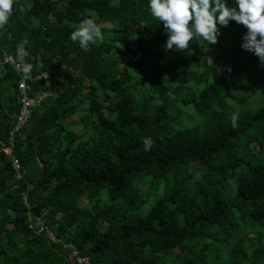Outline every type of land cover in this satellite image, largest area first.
I'll return each mask as SVG.
<instances>
[{"label": "trees", "instance_id": "obj_1", "mask_svg": "<svg viewBox=\"0 0 264 264\" xmlns=\"http://www.w3.org/2000/svg\"><path fill=\"white\" fill-rule=\"evenodd\" d=\"M148 5L14 0L0 29V264H75L66 245L89 264H264V102L234 103L264 83V64L242 49L247 28L235 21L215 45L167 51ZM85 18L104 35L87 52L70 40ZM25 36L31 75L52 82L29 81L50 94L15 131L21 76L5 57L16 59ZM82 110L79 134L71 120Z\"/></svg>", "mask_w": 264, "mask_h": 264}, {"label": "clouds", "instance_id": "obj_2", "mask_svg": "<svg viewBox=\"0 0 264 264\" xmlns=\"http://www.w3.org/2000/svg\"><path fill=\"white\" fill-rule=\"evenodd\" d=\"M14 0H0V29L9 23L13 14ZM235 6L229 7L227 0H149V9L153 17L163 23L168 35L165 49L167 51H187L190 41L197 43L202 39L206 45H215L221 35L220 28L227 27L231 21L247 28L242 37L241 47L245 51L255 54L264 64V0H233ZM21 13L23 6H18ZM73 43L87 52L91 45L103 42L104 35L101 27L92 18H85L70 35ZM29 40L25 36L17 45V67L22 69L25 79L31 78L34 65L28 63L30 56L26 46ZM118 49L122 48L117 43ZM210 49L206 47L205 52ZM45 74V79L47 78ZM232 127H238V116L231 117ZM145 151H150L153 141L150 137L143 139Z\"/></svg>", "mask_w": 264, "mask_h": 264}, {"label": "built area", "instance_id": "obj_3", "mask_svg": "<svg viewBox=\"0 0 264 264\" xmlns=\"http://www.w3.org/2000/svg\"><path fill=\"white\" fill-rule=\"evenodd\" d=\"M5 62L13 65L15 70L21 76L20 82H19L20 96L18 98V103L21 105V109H20V113L17 116V126L15 128V131H18L25 125V123L29 119L32 109L40 107L42 102L45 100V98L49 96L50 94V91H41L37 94H34L32 87H31V83H29V81L33 83V82L40 80V81H44L46 86H50L52 82V76L49 73H42L39 76L34 77L31 75V78L25 79L22 74V69L17 67L18 62L13 56L7 55L5 57ZM45 74H47L48 76L46 79H45ZM31 91L34 95L31 94ZM13 134L14 132L12 133L10 143L13 141ZM2 151L7 156L13 157V151L10 145L8 146L4 145L2 148ZM13 167L17 171V174H18L17 176L21 177V174H20L21 164L17 159H14L13 161ZM24 202L28 205L26 195L24 197ZM29 222L31 223V228L35 229L38 233L47 235V237H49V239L52 242H55V243L59 242L54 232L51 230L49 226H47L43 218L31 217L29 218ZM66 247H69L72 249V259L75 262V264H89V261L86 258L80 257L78 255V251L74 247H72V245H66Z\"/></svg>", "mask_w": 264, "mask_h": 264}, {"label": "rangeland", "instance_id": "obj_4", "mask_svg": "<svg viewBox=\"0 0 264 264\" xmlns=\"http://www.w3.org/2000/svg\"><path fill=\"white\" fill-rule=\"evenodd\" d=\"M241 36H242V32L241 31H239V33H238V36H237V39L235 40V44H240V41H241ZM187 53H185V55H186ZM214 55H212V58H211V61H213V59H214ZM220 63H222V64H224V62H223V60H221L220 61ZM175 83H177V82H175ZM236 97V99H234V103L235 104H237V105H240V106H242L245 110L246 109H254V107L255 106H257V105H259V104H261V102L263 103L264 102V83H261V86L259 87V88H257V89H255V90H253V91H250L249 93H248V95H246L245 93L244 94H241V95H237V96H234V98ZM100 100H102V97H100ZM258 101H260V102H258ZM191 112V111H190ZM81 113L82 114H80V115H78V116H76L75 118H73L72 120H71V122H75V123H77V125L76 126H74V129H75V131L77 132V133H79V134H82L83 133V124H82V122H81V119L84 117V120L86 121V122H88L89 120H90V118L89 117H87V116H85V114H86V112H85V110H82L81 111ZM189 123V122H188ZM263 136H264V134H263ZM186 171H190V172H193L194 174V176H195V178H198L199 177V174L197 173V172H194V168L192 167V166H188V167H186ZM199 172V171H198ZM233 179H231L230 181H229V185H230V187H229V191H230V193L232 194V195H234V191H233V181H232ZM165 182H162V185H161V187H165ZM143 189L145 190V189H147V186L145 185L144 187H143ZM163 189V188H162ZM102 198H104V197H102ZM83 204H85V205H87L88 204V201L86 200V199H84L83 200ZM113 205H115L116 207H117V205L116 204H114L113 203ZM119 213L121 214L120 216H119V219L120 220H124V214H125V211H119ZM139 214H141V215H143L144 214V212H139ZM135 215V214H134Z\"/></svg>", "mask_w": 264, "mask_h": 264}]
</instances>
